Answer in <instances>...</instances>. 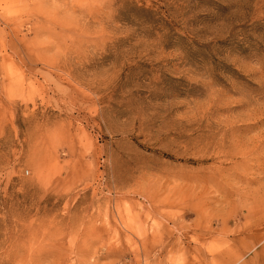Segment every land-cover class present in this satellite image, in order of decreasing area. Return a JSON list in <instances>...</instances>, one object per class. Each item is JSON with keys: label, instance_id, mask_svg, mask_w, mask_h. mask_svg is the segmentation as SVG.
<instances>
[{"label": "rangeland", "instance_id": "obj_1", "mask_svg": "<svg viewBox=\"0 0 264 264\" xmlns=\"http://www.w3.org/2000/svg\"><path fill=\"white\" fill-rule=\"evenodd\" d=\"M0 264H264V0H0Z\"/></svg>", "mask_w": 264, "mask_h": 264}]
</instances>
